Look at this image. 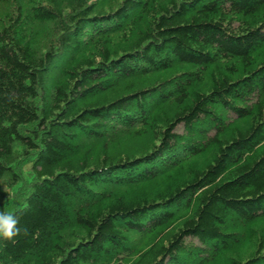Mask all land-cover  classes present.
I'll use <instances>...</instances> for the list:
<instances>
[{"label": "trees", "instance_id": "16d2710c", "mask_svg": "<svg viewBox=\"0 0 264 264\" xmlns=\"http://www.w3.org/2000/svg\"><path fill=\"white\" fill-rule=\"evenodd\" d=\"M0 211V264H264V0H0Z\"/></svg>", "mask_w": 264, "mask_h": 264}, {"label": "clouds", "instance_id": "9594fccd", "mask_svg": "<svg viewBox=\"0 0 264 264\" xmlns=\"http://www.w3.org/2000/svg\"><path fill=\"white\" fill-rule=\"evenodd\" d=\"M7 192V189H3ZM19 218L12 212L0 211V239L12 240L19 232Z\"/></svg>", "mask_w": 264, "mask_h": 264}]
</instances>
